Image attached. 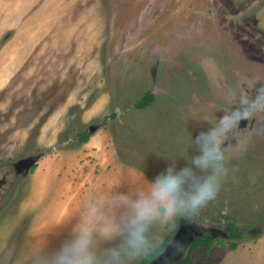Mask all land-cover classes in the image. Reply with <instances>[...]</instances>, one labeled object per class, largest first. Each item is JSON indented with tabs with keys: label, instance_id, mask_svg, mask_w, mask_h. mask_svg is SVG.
<instances>
[{
	"label": "rangeland",
	"instance_id": "374dc122",
	"mask_svg": "<svg viewBox=\"0 0 264 264\" xmlns=\"http://www.w3.org/2000/svg\"><path fill=\"white\" fill-rule=\"evenodd\" d=\"M157 1L0 0V40L12 30L0 45V264H45L85 221L88 202L120 223L128 209L118 194L135 199L173 158L184 162L192 136L264 86V32L242 22L241 5L173 0L162 12ZM203 52L218 62L214 77L199 66ZM148 90L150 104L135 107ZM92 126L83 145L78 133ZM240 128L216 199L191 219L152 228L169 241L181 219L217 236L208 251H191L192 264H264V113ZM30 156L37 162L27 171L17 165ZM230 222L244 235L233 250ZM118 243L99 242L97 254ZM190 244L157 264L184 257Z\"/></svg>",
	"mask_w": 264,
	"mask_h": 264
},
{
	"label": "clouds",
	"instance_id": "9594fccd",
	"mask_svg": "<svg viewBox=\"0 0 264 264\" xmlns=\"http://www.w3.org/2000/svg\"><path fill=\"white\" fill-rule=\"evenodd\" d=\"M248 91L244 89V93ZM240 104L192 136L193 151L181 157L184 162L173 158L149 178L146 190L135 199L118 194L115 202L128 209L120 223L105 218L91 202L86 203L85 221L60 240L44 258L45 264H131L162 254L167 246L180 250L175 241H165L163 233L153 235L152 228L174 224L178 218L191 219L216 199L229 174L227 152L241 132V121L264 113V86L257 88L251 99L242 94ZM97 221H103V227H98ZM117 240L119 243L106 248L103 256L97 254L99 242Z\"/></svg>",
	"mask_w": 264,
	"mask_h": 264
},
{
	"label": "flooded vegetation",
	"instance_id": "af4514ba",
	"mask_svg": "<svg viewBox=\"0 0 264 264\" xmlns=\"http://www.w3.org/2000/svg\"><path fill=\"white\" fill-rule=\"evenodd\" d=\"M232 1L235 2V4L241 5L240 9H239V12L242 13V19H241L242 22L247 21L248 24L252 25L254 28L256 27L259 30V32H264V0H258L259 3L257 4V6L253 7V8H250L248 10H246V7H245L246 4H248V3L243 5V3L246 2V0H232ZM255 1L256 0H253V2H254L253 5L256 3ZM172 2H173V0H160V2L159 1L156 2V7H162V12H169V11H167L168 8H171V5L176 3V2H174L173 4H171ZM208 2H209V5H210L212 3V0H208ZM152 6H154V5H152ZM242 6H244V8ZM190 10L192 11L191 8H188L187 12H189ZM204 11H205V9L203 11H200L199 13H203ZM193 12H195V11H193ZM233 12H236V11L233 10ZM233 12H232V14H234ZM246 12H250V13L245 15ZM152 15H154V16L156 15L155 12H153V10H152ZM249 17L253 18L254 21L250 22L248 20ZM206 40L208 41L210 39L207 38ZM203 56H204V52H203ZM197 58H199V57L195 56L194 59L196 60ZM210 59L211 58H208L207 56L206 57L205 56L202 57V61L203 62L199 61L200 62L199 66L201 68L202 65H203L205 73L207 72L208 74H212L213 77H214V76L217 75V70H218L217 67L218 66H216V64L218 62L214 63L213 60H210ZM196 62H198V61H196ZM211 63H213V64H211ZM187 68L189 70V67H187ZM185 69H186V67H185ZM188 70H187V72H188ZM194 71L197 72V73H200L201 70L199 71L197 69H194ZM150 73H152V71ZM151 81H154V80L151 79ZM149 91L153 94V97H154V92H152L151 90H149ZM85 130H87V129H85ZM14 168H15V166H14ZM14 170H15L14 171L15 174H20L22 172V169L18 168V167H16ZM178 223H180L179 226H180L181 230H179L177 232V234H175L174 237L172 238V240L175 241L178 244H185L186 242H191L192 243V241L197 236L205 233V232L199 230L193 224H191L188 220H184L183 221V220L180 219V221ZM185 230H187V231H185ZM210 235L214 236L213 234H210ZM194 249H192L191 251H194ZM175 250H176L175 247L169 246L168 250L162 252V254H160L158 256V258H154V257L157 256L159 253L154 255L149 260L150 261L149 264L150 263L151 264H157V262L159 263L160 260L164 261L165 263H166V261L168 262L170 257L173 256V253H174Z\"/></svg>",
	"mask_w": 264,
	"mask_h": 264
},
{
	"label": "trees",
	"instance_id": "16d2710c",
	"mask_svg": "<svg viewBox=\"0 0 264 264\" xmlns=\"http://www.w3.org/2000/svg\"><path fill=\"white\" fill-rule=\"evenodd\" d=\"M152 99H153V94L148 90L135 101L134 106L137 108L145 107L148 104H150ZM88 136H89L88 130H83V131L78 133V138L82 142L86 141L88 139ZM262 229H263L262 232L264 233V226ZM225 232H226V235H227V238L229 241L228 247L232 250L235 249L237 247L236 240L241 239L244 236L243 232L233 222H230L226 226ZM215 239L217 240V236L216 237L211 236L210 234H206V233H203V234L197 236L192 241L188 253L184 257L178 259L177 261H175L171 264H192L191 255H190L191 250L194 249L195 247L202 246V247H204L205 250L208 251L210 249V247L212 246V244L214 243ZM217 242L219 243L220 241L217 240ZM156 254H154V255H156ZM146 261L147 260H142L139 264H144V262H146Z\"/></svg>",
	"mask_w": 264,
	"mask_h": 264
},
{
	"label": "crops",
	"instance_id": "0c3cea01",
	"mask_svg": "<svg viewBox=\"0 0 264 264\" xmlns=\"http://www.w3.org/2000/svg\"><path fill=\"white\" fill-rule=\"evenodd\" d=\"M3 1V0H2ZM9 32H12V30L10 29V30H7L5 33L6 34H4L3 36H2V38H1V40H0V45L3 43V42H5V40L7 39V38H9L10 37V34H9ZM95 131V130H94ZM93 131V132H94ZM98 131V130H97ZM92 132V133H93ZM92 133H89V135L90 134H92ZM90 138H89V136H88V139L86 140V141H84L83 142V145H86V146H88L87 144H89L90 142V140H89ZM89 140V141H88ZM71 153V152H70ZM69 153V154H70ZM69 154H68V158H70L69 157ZM71 155V154H70ZM84 157V156H83ZM82 157V158H83ZM79 158V160H81L82 158H80V157H78ZM70 162H72L73 160H72V158H70ZM65 161H67V160H65ZM35 162H37V159H36V161ZM63 163H64V161H63ZM73 168V165H72V163H70L69 164V167H68V170H66V174H64V176H67V174H70V173H72V171L70 170V169H72ZM75 171V170H74ZM115 170H113L112 172H114ZM117 173V175L115 174V176H117V177H122V172H116ZM110 176H112L111 175V173L110 174H108V178L111 180V181H114V180H112V178L110 177ZM81 189H84V188H79L77 191H78V193H83V190H81ZM84 192L86 193L87 191H85L84 190ZM107 193H110L109 191H107ZM83 199H85V196H84V198ZM40 220V219H39ZM42 221V220H41Z\"/></svg>",
	"mask_w": 264,
	"mask_h": 264
},
{
	"label": "water",
	"instance_id": "95a60500",
	"mask_svg": "<svg viewBox=\"0 0 264 264\" xmlns=\"http://www.w3.org/2000/svg\"><path fill=\"white\" fill-rule=\"evenodd\" d=\"M95 128L96 127L92 126V127L88 128L87 130L89 133H92L95 130ZM35 161H36V158H33L30 156V157H27L25 159H20L16 163H17V165L21 166L22 168L25 167V169L27 171L30 168V166L35 163ZM24 163H25V165H24Z\"/></svg>",
	"mask_w": 264,
	"mask_h": 264
}]
</instances>
